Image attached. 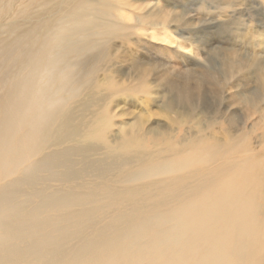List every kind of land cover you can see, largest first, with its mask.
Masks as SVG:
<instances>
[{"label": "bare ground", "instance_id": "obj_1", "mask_svg": "<svg viewBox=\"0 0 264 264\" xmlns=\"http://www.w3.org/2000/svg\"><path fill=\"white\" fill-rule=\"evenodd\" d=\"M51 1L0 0V264H264V63L227 57L205 80L142 63L134 82L102 81L126 37L101 21L106 0ZM205 90L246 113L222 140L169 118ZM122 93L171 115L117 122Z\"/></svg>", "mask_w": 264, "mask_h": 264}, {"label": "rangeland", "instance_id": "obj_2", "mask_svg": "<svg viewBox=\"0 0 264 264\" xmlns=\"http://www.w3.org/2000/svg\"><path fill=\"white\" fill-rule=\"evenodd\" d=\"M55 4L57 0L47 5ZM107 4L112 8L108 9ZM95 9L98 14L100 7L95 6ZM104 9L110 12L108 16L101 18V21L109 20L113 25L120 26L121 29L118 30L126 33V37H114L110 41L116 54L106 59L102 66L103 70L100 69L101 72H98V79L102 81L106 79L105 74L114 83L126 85L134 82L137 80L134 66L142 63L146 69L158 66L157 70L171 73L180 71L186 77H189L188 75L192 73L189 71L196 67V78L204 77V80L212 74L215 76L227 57L233 60H236L234 59L236 57L253 65L256 62L259 67L264 63V0H106ZM1 18H4V13L0 14ZM162 19L165 20L162 22L164 25H158L157 22L161 23ZM23 22V19H18V24ZM164 37L167 39L165 40ZM90 58L89 63L92 60L90 63L92 65L96 58ZM149 80L151 83L159 82L154 77ZM207 90L202 91L204 104L196 98L193 106L175 108L169 118L189 130L190 134L197 131L198 125L206 132L208 125L214 124V128L216 127L214 132L217 138L222 140L223 124L228 123L229 114L236 113L233 116L236 118L233 121L231 117L229 124L246 121L247 116L235 106L228 108L230 112L228 109L224 111L227 102L214 100V93ZM162 91L160 90V93L164 95ZM112 99L119 109L114 110L115 113L119 111L116 113L118 117L113 119L117 122L123 121L126 115L139 110L141 112L145 110L144 115H149L153 123L164 121L167 115H171L166 110L164 112V109L151 104L146 105L145 98L130 93H122ZM115 104L113 103V106ZM111 111L114 112L112 109ZM225 112L227 115L224 116ZM257 120L255 116L253 122H246V125L254 126ZM164 123L165 126L171 125L170 122ZM261 130L263 128L252 127L253 148L257 149L264 141L262 136L264 132L262 134ZM260 164L264 167L263 160Z\"/></svg>", "mask_w": 264, "mask_h": 264}]
</instances>
